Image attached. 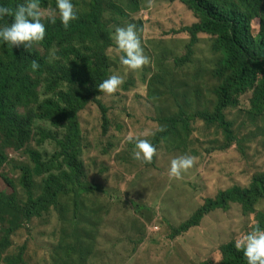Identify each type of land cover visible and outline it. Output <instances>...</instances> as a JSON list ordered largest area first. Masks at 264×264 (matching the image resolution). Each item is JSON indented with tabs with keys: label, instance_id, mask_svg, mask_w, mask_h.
Returning <instances> with one entry per match:
<instances>
[{
	"label": "rangeland",
	"instance_id": "rangeland-1",
	"mask_svg": "<svg viewBox=\"0 0 264 264\" xmlns=\"http://www.w3.org/2000/svg\"><path fill=\"white\" fill-rule=\"evenodd\" d=\"M88 1L75 0L76 12L84 10ZM40 10L41 19L59 16L51 7ZM102 21L113 43L107 50L109 76L120 74L124 80L116 92L100 96L108 129L103 132L101 113L94 103L78 113L83 186L60 195L57 207L47 214L23 223L11 234L3 257L23 246V264L216 263L222 244L253 229L256 213L264 212V201L248 216L238 204L228 211H212L198 227L177 238H171L172 228L187 221L206 199L236 185L245 187L254 175L264 173V116L250 112L249 92L239 98L237 108L225 111L238 140L229 149L211 152L220 141L223 144L222 133L194 120L159 145L154 163L134 159L128 136L165 128L164 120L180 110L190 115L215 109L222 84L215 73L221 58L212 50L214 38L200 34L191 60L177 66L176 60L187 53L190 43V36L179 31L198 22L179 0H103ZM130 24L148 59L136 72L120 64L122 53L113 40L116 28ZM260 26V19L252 22L254 35ZM35 48L48 62L55 59L54 48ZM38 95L39 101L49 97L41 88ZM37 129L50 133L49 139L37 143ZM62 136V130L35 119L30 141L21 149L5 150L0 192L14 191L24 202L19 176L20 167L32 166L27 152L49 159ZM153 137L142 138L151 142ZM180 157H192L193 164L175 177L170 175V165ZM44 178H34L36 194Z\"/></svg>",
	"mask_w": 264,
	"mask_h": 264
},
{
	"label": "trees",
	"instance_id": "trees-1",
	"mask_svg": "<svg viewBox=\"0 0 264 264\" xmlns=\"http://www.w3.org/2000/svg\"><path fill=\"white\" fill-rule=\"evenodd\" d=\"M84 1V0H83ZM198 19L196 24L180 29L187 33L190 43L187 53L176 60L183 66L191 60L200 34L214 38L212 50L220 54L215 76L222 84L217 91V105L212 112L202 111L188 115L183 110L164 120V131L157 132L151 143L156 150L162 142L175 135L179 127L184 129L191 121L199 120L222 133L223 144L214 150H227L237 140L234 123L225 111L237 108L239 98L252 92L250 112L264 116V0H179ZM25 0H0V5L15 9ZM40 8L51 7L55 11L56 0H38ZM73 5L76 4L72 0ZM103 0H89L85 9L77 12V18L67 29L48 18L45 38L26 50L0 43V168L6 163L5 150L21 149L32 138L34 120L48 122L63 136L56 141L57 149L49 159H42L36 152H27L32 166L20 167L19 185L25 201L17 199L15 192H0V264H23L22 246L17 253L3 257L10 246V236L21 225L33 218H40L57 207L58 197L83 186L84 170L79 159L81 132L78 113L94 103L101 113L102 130L106 132V109L100 102L104 92L98 85L109 77L107 50L113 46L110 34L102 21ZM260 19V31L253 34L252 22ZM11 16L0 18V26L11 23ZM56 50L55 59L48 62L36 50ZM33 63L37 67L33 68ZM48 98L39 101L38 90ZM35 105V108L31 107ZM20 109L24 112H20ZM37 143L49 139L50 133L37 129ZM217 142V141H215ZM156 154V152H155ZM155 154L152 163L155 160ZM39 194L35 193L34 178L43 177ZM34 190V191H33ZM264 201V173L256 174L245 187L233 186L219 192L216 198H208L187 221L172 228L171 238L184 235L198 227L203 218L216 210L228 211L232 204L241 206L243 215L255 213V206ZM256 225L264 228V212L256 213ZM234 240L220 246V260L200 264H246L242 251H237Z\"/></svg>",
	"mask_w": 264,
	"mask_h": 264
},
{
	"label": "clouds",
	"instance_id": "clouds-1",
	"mask_svg": "<svg viewBox=\"0 0 264 264\" xmlns=\"http://www.w3.org/2000/svg\"><path fill=\"white\" fill-rule=\"evenodd\" d=\"M149 7L151 3L149 2ZM56 9L59 13L60 23L65 29L69 23L77 18V12L74 9L72 0H56ZM41 10L38 0H25L18 4L15 9L0 5V18L11 16L10 24L0 26V43L9 47L23 46L24 49H30L34 44L39 43L45 38V25L41 22ZM48 23H56V15H48ZM114 43L120 53L119 62L128 71L136 72L148 64V59L143 55L141 41L138 38L134 25H128L123 28H116ZM36 68V63H33ZM124 83L120 74H112L103 80L98 89L105 94L116 92ZM164 131L159 127L154 131H146L137 136H128L127 140L133 144L132 156L134 159L144 163H151L156 152L155 146L147 138L154 136L157 132ZM192 157H180L173 159L170 165V175L179 177L182 171L191 167ZM235 249L242 251L246 264H264V228L256 225L253 229L235 240Z\"/></svg>",
	"mask_w": 264,
	"mask_h": 264
}]
</instances>
